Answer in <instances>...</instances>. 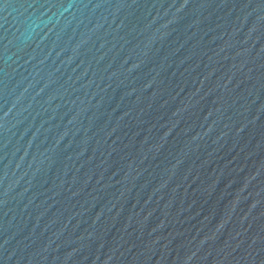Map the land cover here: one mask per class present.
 Instances as JSON below:
<instances>
[{
	"label": "water",
	"instance_id": "obj_1",
	"mask_svg": "<svg viewBox=\"0 0 264 264\" xmlns=\"http://www.w3.org/2000/svg\"><path fill=\"white\" fill-rule=\"evenodd\" d=\"M0 264H264V0H0Z\"/></svg>",
	"mask_w": 264,
	"mask_h": 264
}]
</instances>
